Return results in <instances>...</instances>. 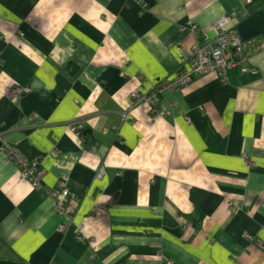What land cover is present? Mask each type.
Listing matches in <instances>:
<instances>
[{
	"label": "crops",
	"instance_id": "crops-1",
	"mask_svg": "<svg viewBox=\"0 0 264 264\" xmlns=\"http://www.w3.org/2000/svg\"><path fill=\"white\" fill-rule=\"evenodd\" d=\"M225 13L248 72L132 101ZM5 144L44 172L0 152V264H264V0H0Z\"/></svg>",
	"mask_w": 264,
	"mask_h": 264
},
{
	"label": "built area",
	"instance_id": "built-area-1",
	"mask_svg": "<svg viewBox=\"0 0 264 264\" xmlns=\"http://www.w3.org/2000/svg\"><path fill=\"white\" fill-rule=\"evenodd\" d=\"M191 28L192 31H196L194 26ZM19 36H23L22 31H19ZM176 50L178 68L172 77L157 83L149 91L141 93L131 91L130 98L133 102H144L150 107L151 112L156 111L163 115V111L159 109V101L166 90L178 89L189 83L198 74L215 73L218 79L227 82L230 73H244L250 70L245 46L238 32L237 21L233 13L218 16L208 29L198 34L189 54H185L180 46H177ZM122 116L126 118V112L122 113ZM0 152L8 160L16 163L20 181H28L33 187L38 186L44 171L40 169L37 158L26 160L7 144L0 147ZM103 172V167H99L95 176L100 178ZM49 196L54 200L56 212L66 217L75 212L79 205V200L75 197L67 199L68 189L64 182L60 183L58 188L50 191ZM66 227L65 223L58 225V229L61 231H65Z\"/></svg>",
	"mask_w": 264,
	"mask_h": 264
}]
</instances>
